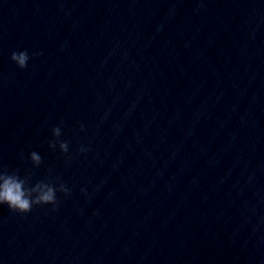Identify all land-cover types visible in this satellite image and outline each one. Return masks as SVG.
<instances>
[{
	"label": "water",
	"instance_id": "obj_1",
	"mask_svg": "<svg viewBox=\"0 0 264 264\" xmlns=\"http://www.w3.org/2000/svg\"><path fill=\"white\" fill-rule=\"evenodd\" d=\"M0 170V264H264V0H0Z\"/></svg>",
	"mask_w": 264,
	"mask_h": 264
},
{
	"label": "clouds",
	"instance_id": "obj_2",
	"mask_svg": "<svg viewBox=\"0 0 264 264\" xmlns=\"http://www.w3.org/2000/svg\"><path fill=\"white\" fill-rule=\"evenodd\" d=\"M11 60L21 70L27 68L29 62L28 52H13ZM53 141L49 143V147L53 150L59 143V149L61 153L68 152V143L66 141H60L61 136L60 127H54L52 129ZM87 151L85 148H81L80 152ZM30 160L36 167L42 163V158L37 152L30 153ZM29 176L21 177L15 172L9 173L6 170H0V205H6L10 211L21 215L29 214L34 206H53L55 210L58 200L57 192L63 193L65 196L69 194V189L61 184L57 188L52 182L39 181L34 185L29 186Z\"/></svg>",
	"mask_w": 264,
	"mask_h": 264
}]
</instances>
